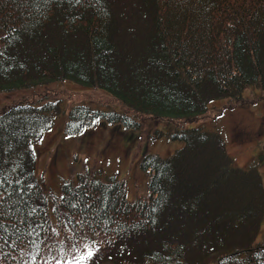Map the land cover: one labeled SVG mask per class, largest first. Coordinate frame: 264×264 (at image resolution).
I'll return each instance as SVG.
<instances>
[{
  "label": "trees",
  "instance_id": "obj_1",
  "mask_svg": "<svg viewBox=\"0 0 264 264\" xmlns=\"http://www.w3.org/2000/svg\"><path fill=\"white\" fill-rule=\"evenodd\" d=\"M63 82L122 110L67 112L41 92ZM248 88L264 93V0H0V96L23 94L0 106V264H264V180L217 131H156L183 147L144 155L150 196L133 202L121 180L83 175L49 200L33 150L61 115L69 136L192 124Z\"/></svg>",
  "mask_w": 264,
  "mask_h": 264
},
{
  "label": "rangeland",
  "instance_id": "obj_2",
  "mask_svg": "<svg viewBox=\"0 0 264 264\" xmlns=\"http://www.w3.org/2000/svg\"><path fill=\"white\" fill-rule=\"evenodd\" d=\"M41 92L50 99L61 100L67 112L72 106L78 105L122 110L108 94L97 89H83L69 82ZM20 95L23 94L0 96V106L22 98ZM244 97L239 105L215 102L204 118L192 124L179 121L158 123L148 117L138 116L143 122L142 130L139 131H127L123 127L104 123L81 135L68 136L64 131L66 118L57 117L53 129L33 147L37 159V176L45 180V191H50L56 197L61 196L63 182L75 183L77 176L83 175L101 181L118 178L126 185L128 201L147 199L150 196L148 177L141 169L144 155L158 154L165 158L183 147V142L152 139L156 136V130L167 131L172 126L189 128L192 125L218 131L236 167L247 169L256 164L264 180V93L248 88ZM263 232L264 223L258 237L260 242L264 238ZM92 264L112 263L94 258Z\"/></svg>",
  "mask_w": 264,
  "mask_h": 264
},
{
  "label": "snow or ice",
  "instance_id": "obj_3",
  "mask_svg": "<svg viewBox=\"0 0 264 264\" xmlns=\"http://www.w3.org/2000/svg\"><path fill=\"white\" fill-rule=\"evenodd\" d=\"M79 2H80V0H77V3H79ZM91 255H92V253L89 252V253H88V256L81 257V260H86V259H88L89 257H91ZM81 260H77V261H76V264H81Z\"/></svg>",
  "mask_w": 264,
  "mask_h": 264
}]
</instances>
